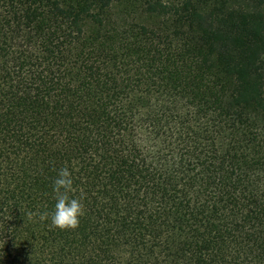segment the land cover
I'll return each instance as SVG.
<instances>
[{
    "label": "trees",
    "instance_id": "trees-1",
    "mask_svg": "<svg viewBox=\"0 0 264 264\" xmlns=\"http://www.w3.org/2000/svg\"><path fill=\"white\" fill-rule=\"evenodd\" d=\"M0 264H264V0H0Z\"/></svg>",
    "mask_w": 264,
    "mask_h": 264
},
{
    "label": "clouds",
    "instance_id": "clouds-1",
    "mask_svg": "<svg viewBox=\"0 0 264 264\" xmlns=\"http://www.w3.org/2000/svg\"><path fill=\"white\" fill-rule=\"evenodd\" d=\"M52 191L55 204L51 211L41 213L40 219L50 220L51 226L59 230L77 229L84 215V204L82 198L70 195L73 192V178L68 167L58 170Z\"/></svg>",
    "mask_w": 264,
    "mask_h": 264
}]
</instances>
